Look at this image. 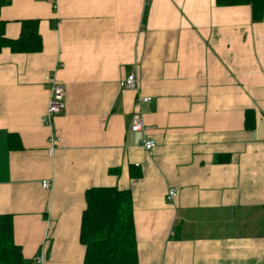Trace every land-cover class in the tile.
Returning a JSON list of instances; mask_svg holds the SVG:
<instances>
[{"label": "crops", "instance_id": "1", "mask_svg": "<svg viewBox=\"0 0 264 264\" xmlns=\"http://www.w3.org/2000/svg\"><path fill=\"white\" fill-rule=\"evenodd\" d=\"M7 1L0 35L17 39L34 19L43 39L39 53L0 52V215L13 216L28 264H83L86 192L97 187L131 191L140 264H264V22L252 8ZM133 72L138 92L120 84ZM51 75L66 95L49 129ZM139 95L152 101L139 106ZM137 117L146 132L131 130Z\"/></svg>", "mask_w": 264, "mask_h": 264}, {"label": "trees", "instance_id": "2", "mask_svg": "<svg viewBox=\"0 0 264 264\" xmlns=\"http://www.w3.org/2000/svg\"><path fill=\"white\" fill-rule=\"evenodd\" d=\"M7 4V0H1ZM219 7L250 6L253 21L264 22V0H216ZM9 49L15 54H34L43 50L39 21H21L17 39L0 35V52ZM255 117L247 113V127L253 129ZM13 135V136H12ZM11 135V148L15 134ZM80 242L85 247L83 264H140L135 224L133 198L130 190L116 187L91 188L86 192V209L82 215ZM0 264H28L22 248L16 244L14 218L0 215Z\"/></svg>", "mask_w": 264, "mask_h": 264}, {"label": "built area", "instance_id": "3", "mask_svg": "<svg viewBox=\"0 0 264 264\" xmlns=\"http://www.w3.org/2000/svg\"><path fill=\"white\" fill-rule=\"evenodd\" d=\"M53 3L54 7L57 8V0H49ZM46 82L51 86V97L49 100L48 108L45 115L42 118L43 124L51 129L54 118L59 115L64 107V97L66 95L65 89L57 82L55 76H47ZM121 87L138 92L139 80L136 72L131 73L126 79L120 82ZM152 101L151 97H145L139 95L137 98V103L139 106L148 104ZM131 130L133 132H146L148 129L144 123V120L140 117L135 118L133 124L131 125ZM61 143V138L51 132L49 136V149L48 152L51 156H54L59 144ZM143 148L147 152H152L157 147V142L154 139L146 138L142 144ZM43 188L48 189L50 187L49 181H44L42 183ZM177 196V190L171 189L168 192V199L173 200ZM44 256H36L34 262L36 264L44 263Z\"/></svg>", "mask_w": 264, "mask_h": 264}]
</instances>
